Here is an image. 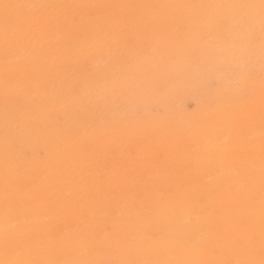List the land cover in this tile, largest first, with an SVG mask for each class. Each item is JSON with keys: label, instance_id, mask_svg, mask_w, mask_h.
Masks as SVG:
<instances>
[{"label": "snow or ice", "instance_id": "snow-or-ice-1", "mask_svg": "<svg viewBox=\"0 0 264 264\" xmlns=\"http://www.w3.org/2000/svg\"><path fill=\"white\" fill-rule=\"evenodd\" d=\"M0 69V264H264V0H0ZM193 82L176 128L157 98Z\"/></svg>", "mask_w": 264, "mask_h": 264}, {"label": "bare ground", "instance_id": "bare-ground-1", "mask_svg": "<svg viewBox=\"0 0 264 264\" xmlns=\"http://www.w3.org/2000/svg\"><path fill=\"white\" fill-rule=\"evenodd\" d=\"M48 2L59 3H106V2H207V0H48ZM2 71V69H0ZM2 96V91H0ZM157 102L163 106V110L170 123L176 128H187L193 123V118L199 115L201 118L206 116L208 106V96L205 94L202 88H200L195 82L178 86L170 89L167 93L157 98ZM43 145L37 143L33 146L34 151L39 152ZM195 145L191 143H178L172 144L166 147L165 152L174 153V159L171 162L170 167L167 169L172 175H183L189 168L196 166L195 161L191 153L194 150ZM104 153L103 150L98 151L93 159H101ZM120 165L129 170L127 180L129 184H133L141 173L136 169L135 165L126 158L121 159ZM80 175H88L89 173H95L98 169L94 164L90 163V166L78 170ZM159 170L153 169L155 174ZM138 188H142V185H136ZM165 191L176 192L182 190V184H165L161 186ZM68 190L80 192L95 193L106 191L104 185L88 184L87 186L77 185L69 183L67 185ZM83 203L82 200H69L67 205L62 208H55L49 211V215L53 217V222L56 225L62 223L65 218V214L71 213L73 210L80 207ZM94 210V209H93Z\"/></svg>", "mask_w": 264, "mask_h": 264}]
</instances>
